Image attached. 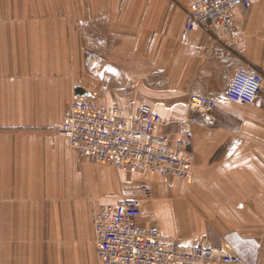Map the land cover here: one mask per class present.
Segmentation results:
<instances>
[{"label":"crops","instance_id":"0c3cea01","mask_svg":"<svg viewBox=\"0 0 264 264\" xmlns=\"http://www.w3.org/2000/svg\"><path fill=\"white\" fill-rule=\"evenodd\" d=\"M192 3L0 0V264H102L95 205L142 196L118 192L103 164L82 159L60 132L75 96L92 97L86 76L108 104H124L135 82L139 102L173 121L167 132L192 120V180L137 174L153 194L139 223L264 264V0L233 11L231 49L213 29L184 33ZM86 45L101 49L90 71ZM249 65L263 76L260 96L228 99ZM193 93L215 110L193 106Z\"/></svg>","mask_w":264,"mask_h":264},{"label":"built area","instance_id":"2783aa9c","mask_svg":"<svg viewBox=\"0 0 264 264\" xmlns=\"http://www.w3.org/2000/svg\"><path fill=\"white\" fill-rule=\"evenodd\" d=\"M254 0H193L184 24V33L213 29L231 49L233 11L250 9ZM263 76L254 66L239 68L227 91V98L253 104L262 92ZM124 104H108L99 94L77 95L65 111L60 132L82 159L108 164L120 172L143 176L179 178L191 181L194 175L193 126L188 117L177 122L174 133L151 105L140 103L136 84L124 89ZM190 103L212 112L216 101L193 93ZM145 186L140 198L123 197L116 204L95 205L93 225L97 255L102 264H241V258L226 246L212 247L198 239L184 241L139 223L143 202L152 199Z\"/></svg>","mask_w":264,"mask_h":264},{"label":"rangeland","instance_id":"374dc122","mask_svg":"<svg viewBox=\"0 0 264 264\" xmlns=\"http://www.w3.org/2000/svg\"><path fill=\"white\" fill-rule=\"evenodd\" d=\"M84 48H85L86 71H88L89 69L93 70L94 66H96V64L98 65V59L100 56L99 54L101 49L100 47L87 46V45ZM95 68H97V66ZM86 78H87L86 84L88 87H91L90 93L93 95L94 91L92 90V88L95 87L96 83L94 81H91V79L88 78L87 76ZM100 166L102 169L101 172H103V170L105 169V173H107V175L110 178H112V180L116 178L118 192L122 191V192H126L128 196H134L138 190L142 192L143 188L145 186H148L147 184H142L143 176L137 175L135 173H121L108 164H103Z\"/></svg>","mask_w":264,"mask_h":264},{"label":"water","instance_id":"95a60500","mask_svg":"<svg viewBox=\"0 0 264 264\" xmlns=\"http://www.w3.org/2000/svg\"><path fill=\"white\" fill-rule=\"evenodd\" d=\"M77 92L82 94L83 93V89H78Z\"/></svg>","mask_w":264,"mask_h":264}]
</instances>
